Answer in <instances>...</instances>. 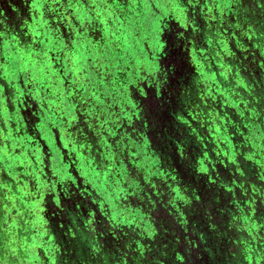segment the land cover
Segmentation results:
<instances>
[{
    "label": "flooded vegetation",
    "instance_id": "1",
    "mask_svg": "<svg viewBox=\"0 0 264 264\" xmlns=\"http://www.w3.org/2000/svg\"><path fill=\"white\" fill-rule=\"evenodd\" d=\"M245 1L249 3L254 0ZM92 3L93 0H88V5ZM107 3L111 4V0H107ZM241 3L240 0L223 1L229 17L225 24L222 23L221 29L230 39L229 42L233 43V48L247 42L245 48L253 51L257 49L258 37L262 35L257 28L252 29V24L245 27L240 22V10L237 11V7ZM88 5L83 0L79 4L77 0H38L35 6L33 0H0V31L6 36L5 45L18 47L23 55L18 41L20 33L27 28L28 33L40 34L39 39L44 41L41 47L51 50L45 58L51 64L46 77H37L41 81L46 79V83L42 86L33 85L30 89L17 82L20 92L12 96L8 107L10 112L4 110L3 114L7 117L11 115L15 120L5 118L10 122L3 124L0 113V127H3V130L0 128V264H12L10 257L13 256H17V264H102L105 257L111 264H145V260L120 251L125 241L129 240L128 236L117 238L116 241L113 231L104 228L106 221L109 227L111 218L108 216L111 215V210L113 214L120 216L119 204L116 209L114 198L111 197V202L114 203L111 204L96 187L101 184L103 190L107 188L106 182L111 183L109 187H113L115 183L113 176L117 174L118 164L108 158L107 149H119L122 144L126 146L131 142L123 123L120 125L115 122L120 110L117 98L121 95V85L126 78L133 72L141 74L137 61L149 56L146 45L151 46L153 41L149 36L148 26L143 21L150 18L151 13L143 5L137 10L133 4L130 10L121 8L114 18L112 13L117 12L115 6L107 9L97 4L95 12H90ZM198 6L194 8L197 9ZM249 12L257 14L258 11L252 7ZM96 13L101 14L100 19L113 21L105 33L107 48H101L100 52L96 51L100 45L95 34L89 27H84L87 17H95ZM262 15L264 18L263 13ZM121 17L124 18L123 25L117 22ZM236 21L239 24L235 25ZM133 23L140 29L139 36H135L130 28ZM81 27L84 28L83 34L78 35ZM260 28L264 29V25ZM203 32L196 45L197 48L204 46L206 51L222 32L217 31L214 37H209L206 28ZM12 36L17 37L16 42L11 40ZM69 37L74 46L71 51L67 47ZM33 38L36 39L35 36ZM196 45L192 43L188 52ZM6 51L9 56L16 55L11 46ZM104 51L115 58L114 63L107 64L106 67L97 63ZM160 55L159 52L156 53V56ZM29 61L31 64L37 63L35 57H28L25 60L26 66ZM192 63H187L183 75L176 77L167 107L162 106L161 111L152 117V123L148 124V129L143 134L134 133L135 137L145 140L143 157L150 166L152 154L163 153L165 156L161 155V158L165 159L164 163L172 165L166 157L168 147L163 138H167L166 132H170L169 128L176 123L173 110L177 102H187L192 95L197 96L202 89L212 87L209 84L200 86L198 62L193 60ZM97 72L100 76H97ZM213 72L217 71L213 70L211 74ZM87 76H91V80H87ZM109 77L111 81L108 80ZM185 84L188 85L187 89ZM81 86L86 91H81ZM32 90L40 93V97L32 100ZM16 98L17 103L14 104L13 100ZM0 99L6 101L3 97ZM41 104L48 106L42 107ZM64 105L68 106L72 115L67 122L70 123L68 126L63 125L62 117L66 118ZM91 112L99 119L100 116L106 118L105 121L108 122L94 126L96 130L93 138L99 134L103 138L107 137V141L104 144L84 146V143H80L82 133L71 123L85 118ZM45 122L48 126H42ZM188 127L186 131L196 134L199 140L198 130L191 132L196 125ZM176 139L182 138L176 136ZM191 141L188 138V142ZM189 145L193 149L196 147V143ZM172 156L176 158V164L178 160L184 162L176 152ZM163 166L160 163V167ZM130 167L135 169V165ZM104 168L111 170L106 173ZM57 169L61 171L56 172ZM59 174L61 177L57 176ZM87 174L92 177L86 178ZM116 201L119 203V200ZM123 212L126 214L123 216L128 215L126 210L122 209ZM137 237L133 244L134 250L141 247L148 250V254L159 253L160 258H163L161 253L164 249L172 247L173 237L165 230L159 231L150 241L142 237L138 240L140 237ZM223 253L210 256L206 250L198 264H226Z\"/></svg>",
    "mask_w": 264,
    "mask_h": 264
},
{
    "label": "water",
    "instance_id": "2",
    "mask_svg": "<svg viewBox=\"0 0 264 264\" xmlns=\"http://www.w3.org/2000/svg\"><path fill=\"white\" fill-rule=\"evenodd\" d=\"M223 1L224 0H191V7L186 8V11L190 12L193 19H196V14L201 9V7L211 6L212 8H214L219 16L220 25L213 26V23L211 21L206 22V30H208L209 37H214L217 31H221L222 33L219 34V38H216V40L212 41L213 46H209L206 51H204V46L197 48V41H194L196 46L195 48H193V51L195 50L202 54V58H195V61L196 63L198 62L199 66L198 71L201 72L199 81L201 84H209V87L211 85L212 87L208 88L207 90L202 89L203 91H200L198 95L195 96V98H188L187 102L178 101L176 106L174 107L173 113L175 114V117L173 118L176 123H173V126L169 128L170 132H166L168 140L167 138L165 140L163 138V141L168 147L166 157H168L169 162L172 164L171 166H167V163H164L165 159L162 160L161 155L165 156L164 153L161 155L152 154V158L150 157L152 162L151 166L149 165V163H147V161L144 160L143 151H145V140L143 138L135 137L134 133L143 134L145 132V129H148V123L146 121V126L141 129L138 126L139 121H135L137 127H133L134 119L125 120V116H130L131 113H126L123 109L121 101L124 98V94L122 91L120 92L121 95L117 98L118 103H120V110L116 116L115 122L120 125H122L123 123L125 129H127V133H129V139L131 140V142L126 146L122 144L119 149H114L115 151L112 149H107L108 158L112 159L113 162L118 164V170H116L117 174L116 176H113V180L115 181V183L113 184V187H109L108 185L111 183L106 182L107 188H103L102 190V186L100 184L96 187V189L98 191H102L104 197H106V199L110 201L111 204L115 203L116 209L117 204H119V208L122 207L123 202L121 201L124 200L123 198L127 197V193L124 187L127 188L126 183H128L129 180L134 179V182L138 185V187L143 189L144 194L142 196V199L137 198L136 203H132V205L128 207L126 211V213L128 214L127 216H123L126 215L124 212L120 214V216L117 214H113V210H111V215L108 216V218H111L110 222H108L109 227H107L106 221L104 222V228L113 231L114 235L116 236V241H118L117 238L128 236L129 240L125 241L126 243L122 245L120 251L124 252V254H128L131 257L139 258L145 261L149 256H153V252H150L148 254L149 251L143 250L141 247L137 248V250H134L135 246L133 244L135 237H131L130 232L136 230L138 236L137 239L140 237L138 240H140L142 237L147 238L148 241L151 240L150 238H154V235L158 234V232L161 230L169 232V235L173 237L171 242L172 247H168L166 250L164 249V251L161 253V256L163 258H155L152 261V264H165V261L173 255L174 250L181 246L179 242H182L183 245H187V242L183 241V239H187V237H189L188 231L190 230V225H193L194 219L191 214L189 215V210L186 208L187 203L193 202L194 205V203L196 202L194 201V199L198 196L200 198V194L209 195V191H207V189L219 190V193L216 197V200H219L221 197L219 182L223 183L224 188L225 184L223 182L224 176L222 175V177L220 178L217 176L218 173H226V171H228V174L226 173V178L229 177L232 182H234L233 176L236 178L241 177V173L236 166L233 170L231 169V165H229L226 170L224 168H222V170H219L217 168V165L215 164L216 154L213 152V149L220 148L222 153L225 152V154L227 153L228 156L231 155L229 154L230 151L234 150L236 152L237 158H240V156H242L240 152L243 148V140L246 138V135H248L246 129L255 121H252L250 119V113L255 112L258 114V112L255 105L253 109L249 107L253 104L252 101H249L247 98L249 96L245 89H247L248 87L240 86L239 84H237V82H235L234 77L236 76L235 74L233 76V71L237 67H241V69L249 67L250 70H253L252 68H250L251 63L248 62L249 60L247 58L245 59L244 57L252 53L261 54L254 57L256 59H260L258 61L259 64H256L257 67H264V39L262 38L264 37V29L257 28L258 31H261L260 34L262 35L257 39L259 41L257 43V49L253 51L247 50L245 48L247 42L245 43V45L243 43H240V46H238L237 48H233V43L231 44L229 42L230 39L228 38V36H226L225 33H223L221 29L222 23L225 24L227 18L229 17V15H227V9H224L225 2L223 4ZM196 5H199L197 9L194 8ZM252 29H256V26H252ZM202 33L204 32L202 31ZM234 38L237 37L235 36ZM202 41L203 40L201 39V42ZM240 47L245 50L246 53L240 51ZM206 61H209L210 64L206 65ZM213 70H216L217 72H213L214 74H211ZM259 70H261V72L264 74V70ZM236 73H238V70L236 71ZM241 94H244L247 100H242L243 97L241 96ZM36 97H40V93L37 94L34 92V90H32L31 99L33 100L34 98L35 100ZM13 102L14 104L17 103V98L16 100H13ZM41 106L44 107L42 104ZM8 107L9 103L0 99V113L3 119V122L2 120H0V122H2L3 124H7L10 122L9 119L5 118L11 117V120H15L11 115H8V117L6 115H3L4 110L10 112L8 110ZM244 107L245 109L242 111ZM63 110L66 111V118L65 116L62 117L64 122L63 125L68 126L70 123L67 122L70 118H72V115L67 105L63 106ZM93 113L91 112L88 116H85V118L79 119L76 122H74L73 120L71 123L72 125L77 126V128L82 133L83 137L82 140L80 138V143H84V146L92 145L93 143L104 144L107 141V137L103 138V136H100L99 134H97V136L93 138L95 132L94 130H96L94 129V126L97 123L98 124L96 126H99L104 122L108 123L105 121L106 118L100 116L101 119H99L98 116L94 115ZM44 116L47 118L46 115ZM257 117L258 116H255V118ZM45 124L48 126L47 122H45L44 124L42 123V126H45ZM188 125H196L195 129L193 127L191 128L194 129L191 132H197L198 130V137L200 138L199 140L198 138H196V134L189 133L190 131H186L189 128ZM0 128L3 130V127ZM176 136L182 139H176ZM188 138L192 141L188 142ZM218 142L219 145L216 146V143ZM189 143H196V147L194 149L191 148ZM79 145L81 146V144ZM169 150H171L172 152ZM175 152L181 159L183 158L185 160V158H190L189 160L191 161L190 170L194 172V177L192 178V181H189V183H185V185L177 183L176 180V178L179 176L180 169L174 162L176 158L174 159L172 156V154ZM194 157L196 158L194 159ZM252 157V159L250 157V160L248 162H245L243 160L244 163H247L253 168L257 167L258 171L255 174L260 179H264V158L258 161V154L257 156L252 155ZM160 160L162 162H160ZM179 162L180 161L178 160V163ZM160 163H162V165L165 164L163 168L160 167ZM235 164L236 162L234 163V165ZM130 165H135V169H132ZM206 167L208 169V172L204 174L203 169H205ZM110 170L111 168H104V172L106 171V173H109ZM59 171H61V169L56 170V172ZM57 176L61 177L60 174ZM85 177L91 178L92 175L87 174L85 175ZM240 179L243 180L244 178ZM212 180H215L216 183H210V181ZM147 181H150L151 184H154V187L150 189L149 193L144 187ZM158 182H160L162 188L155 190V186ZM259 183L261 184L262 188L264 184L263 181H259ZM202 185H204V187ZM117 190H119V192H117ZM204 190L205 192L203 193ZM262 191H264V189H262ZM174 192L180 197H183V201L178 200L176 198V195H174ZM83 195L84 194H82V196ZM111 197L114 198V203L111 202ZM116 199L119 200V203H117ZM202 199L203 197L199 200ZM203 202L206 201L203 200ZM241 203L244 202L241 201ZM232 207H235L234 209H238V207H236L234 203ZM228 208L230 209V206ZM123 210L125 211V209ZM165 212H167L170 219L165 216ZM177 213H179L181 217V223L178 226L173 225L172 223V220H175ZM257 214H259V217H256L255 214V216L252 218L253 220H249L248 217L246 219L243 216L241 217V220L243 222L246 221V224L248 225L250 224V222H257V224H250L251 226H253L252 229H248L246 225V236L244 237L243 242H241L242 248L241 250L235 252L234 255V263L236 264H264V222H262L261 218L264 217V211H262L261 213L258 212ZM237 216L238 214L236 213L235 217L238 219ZM198 220L201 227H203L204 225L208 226L210 224L209 222H207V224L205 223V221H201L200 218ZM206 232L208 234L209 230L207 229ZM206 232L200 233V237L206 235ZM201 249L202 248L199 249V247L194 249L197 251L194 264H198V260L203 258L205 251L201 252ZM133 250L135 252H133ZM133 253H137V255H133ZM190 253L192 254V250L190 251ZM209 255L211 256L210 253ZM165 256H167V258H165ZM232 256V254L227 255L228 259H231Z\"/></svg>",
    "mask_w": 264,
    "mask_h": 264
},
{
    "label": "snow or ice",
    "instance_id": "3",
    "mask_svg": "<svg viewBox=\"0 0 264 264\" xmlns=\"http://www.w3.org/2000/svg\"><path fill=\"white\" fill-rule=\"evenodd\" d=\"M83 2L88 5V0H83ZM37 3L38 0H33L34 6ZM79 3L80 0H77V4ZM97 4H101L107 9L115 6L117 12L112 13L114 18L121 8L130 10L133 4L137 10L141 5L150 10V18L143 21L148 26L149 36L153 41L151 46L146 45L149 56L147 59L141 57L137 61L141 74L131 73L125 83L121 85V91L124 94L121 101L123 109L126 113H131L130 116H125V120L134 119L133 127H137L135 121H139L138 126L142 129L146 126V121L148 124L152 123V117L161 111L162 106L167 107V100L170 99L173 91L172 85L175 83L176 77L183 75L188 63V49L192 47V41L199 43L198 21L192 18L190 12L186 11V8L191 7V0H111V4L107 3V0H93V3L88 5L89 11L95 12ZM262 4H264V0H262ZM100 15V13H96L95 17L91 15L87 17L84 26L89 27L95 34L96 41L100 45L96 49L97 52H100L101 48H107L105 33L113 23L112 20L106 18L100 19ZM30 20L31 17H29ZM117 22L123 25L124 18L121 17ZM130 28L135 36L140 35V29L136 24H130ZM83 31L84 28L81 27L78 35H82ZM34 36L36 39L33 38ZM39 36L38 32L28 33L27 28L20 33L18 45L22 47L24 53L21 55L18 47L5 45L6 36L0 31V97H3L9 104H11L12 96L20 92L16 86L17 82L30 89L33 85L42 86L43 83H46V79L41 81L37 77H46L51 64L47 63L45 58L49 56L51 50L41 47L44 41L39 39ZM11 40L16 42L17 37L12 36ZM9 46L13 48L15 56L7 54L6 48ZM67 47L70 51L74 47L71 37L68 38ZM157 52L161 55L156 56ZM28 57H35L37 63L31 64L29 61L26 66L25 60ZM114 60L115 58L108 51H104L97 59V63L106 67L107 64L114 63ZM105 61L107 63H104ZM97 76H100L99 72H97ZM86 79L91 80V76H87ZM108 80L111 81V78L109 77ZM80 90L86 91L83 86ZM203 171L207 172L208 169L205 168ZM210 183L214 184L216 181L212 180ZM228 191L231 192V189ZM174 195L178 200L183 201V197L175 192ZM196 199L200 198L196 197ZM165 216L170 219L167 212H165ZM172 223L177 226L181 223L179 213L176 214ZM188 244L190 245L191 241ZM189 251L191 249L188 245L176 248L165 264H190ZM133 255H137V253H133ZM157 257H159V253L149 256L145 264H152V261Z\"/></svg>",
    "mask_w": 264,
    "mask_h": 264
},
{
    "label": "rangeland",
    "instance_id": "4",
    "mask_svg": "<svg viewBox=\"0 0 264 264\" xmlns=\"http://www.w3.org/2000/svg\"><path fill=\"white\" fill-rule=\"evenodd\" d=\"M242 2L239 7H237L240 10L239 13V19L240 22L243 23V26H256V28H260L262 25H264V18L262 13L264 14V4H262V0H254L253 2H247L245 0H240ZM206 7V8H204ZM201 7V9L196 14V21H198V35L202 33V31L206 28V22L211 21L213 23V26H219L220 25V19L219 16L214 8L211 6H204ZM253 7V10L258 11L256 12H249V9ZM263 7V8H262ZM236 13V14H238ZM232 23V21L230 22ZM239 24V22H235V25ZM234 25V26H235ZM200 28V30H199ZM238 30V27H237ZM230 32V31H229ZM239 32V31H237ZM226 34V33H225ZM200 37V36H199ZM193 44H195L194 41H192ZM233 47V45H232ZM240 51L245 52L241 47L239 48ZM261 55L260 53H252L248 54V56H244L245 59L247 58L250 64V68L253 70H250L249 67H246L244 69L236 68L233 71V76L235 74L236 77H234L235 82L239 84L240 86H246L248 87L245 89L247 92L248 100L252 101V106H249L253 109L254 105L256 106L257 113L251 112L250 119L254 121L252 125H250L246 130L248 132V135H246V138L243 140V148L240 152L242 156L240 158H237L236 152L234 150L230 151L228 154L225 152L222 153L220 148H214L213 152L216 154L215 158V164L217 165V168L219 170H222L224 168L225 170L229 165H231V169L233 170L236 166L241 173L240 178H244L243 180L240 178H236L233 176V181L231 179L226 178L228 174V171L226 173H218V177L223 178V182L225 184V188L222 182H219L220 185V199L216 200L217 194L219 193V190H210L209 195L200 194V199L203 197L202 200H197L196 198L194 201H196L193 205V202L187 203V209L189 210V215L193 216V225H190V230L188 231L187 239H183V241L187 242L188 247L192 250V254L189 251V258H190V264H194V261L196 259V250L195 248H202L201 252L208 251L210 254H213L218 256V253L222 254L223 250L225 253H223L224 258H226L225 263L226 264H236L235 261V252L238 250H241L244 237L246 236L245 227L247 225L248 229L253 228L250 224H257V222L253 223L250 222V224H246V221L243 222L241 220V217L243 216L245 219L248 217L249 220H251L255 214L256 217H259L258 212L261 213L264 211V184L261 188V184L259 181H263L264 179H260L255 173L258 171L257 167L253 168L252 166L248 165L245 162H248L253 158L252 155L257 156L259 155V158L257 159L262 160L264 158V74L261 72L262 69L264 70L263 66L257 67V63L260 59H256L254 56ZM200 57L202 58V54L198 51L189 50L188 52V64H193V60L195 61V58ZM210 62L206 61V65H209ZM259 64V63H258ZM205 70V69H204ZM238 70V73L236 71ZM243 70V71H241ZM256 71V72H255ZM202 84H200L201 86ZM188 85L185 84V89H187ZM243 97L242 100H247L245 98L246 96L244 94H241ZM190 98H195L194 95H192ZM248 107V108H249ZM247 108V110H248ZM245 109V107L242 109V111ZM255 116H258L255 118ZM238 118V117H237ZM243 119V118H241ZM219 145V142L216 143V146ZM233 147V146H232ZM231 147V148H232ZM227 151V150H226ZM192 154V153H191ZM225 154V155H223ZM196 157H194L195 159ZM190 159V158H189ZM189 159L184 160V162L179 164H176L177 167H179L180 172L179 176L176 178L177 183L184 184L189 183V181H192V178L194 177L193 171L190 169V163L191 161ZM244 160V161H243ZM160 162H162L160 160ZM236 164L234 165V163ZM165 165V164H164ZM224 166V167H223ZM208 167V166H207ZM206 167V168H207ZM208 172V171H207ZM207 172H203L204 174ZM244 172V173H243ZM245 174V177H244ZM132 176V175H130ZM191 178V179H190ZM127 188L124 187L127 197H125L122 207L118 208L119 214H122V208L127 211L128 207L132 205V203H136V199H142L143 196V189L138 187V185L134 182V179L129 180L128 183H126ZM148 193L150 192V189L154 187V184H151L150 181H147L144 185ZM158 190L159 188H162L160 182L157 183L155 186ZM188 188V187H187ZM223 188V189H222ZM228 189H231V192L228 191ZM77 191V189H75ZM206 191V192H207ZM199 197V196H198ZM218 199V198H217ZM205 200L206 202H203ZM243 201L244 203H241ZM93 203H95L94 200H92ZM125 202V203H124ZM236 205L238 209H234L235 207H232ZM230 206V209L228 208ZM232 209V210H231ZM236 213L238 214V219L235 217ZM198 217V218H197ZM205 221V223L209 222L210 224L208 226L201 227L199 225V220ZM262 218V222H264V217ZM253 220V219H252ZM208 224V223H207ZM209 230L208 234L206 230ZM206 232V235L203 237H200V233ZM131 237H136L137 232L136 230H133L130 232ZM188 240V241H187ZM191 241V244L189 245L188 242ZM179 244L182 246V242H179ZM223 249V250H222ZM199 254V252H198ZM233 255L231 259H228L226 255ZM107 257H105V261L103 263V260L101 261L102 264H111L108 260H106ZM9 260L12 264L18 263L17 256L10 257ZM218 264V263H216Z\"/></svg>",
    "mask_w": 264,
    "mask_h": 264
}]
</instances>
